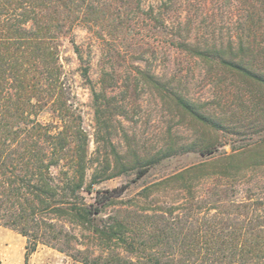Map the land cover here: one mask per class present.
<instances>
[{
  "label": "trees",
  "instance_id": "obj_1",
  "mask_svg": "<svg viewBox=\"0 0 264 264\" xmlns=\"http://www.w3.org/2000/svg\"><path fill=\"white\" fill-rule=\"evenodd\" d=\"M183 3L0 0V226L28 239L26 264L39 244H50L62 252L75 249L74 227L88 230L109 248L119 242L133 256L129 261L109 251L106 257L87 264H264V195L238 186L264 167V136L233 145L231 153L219 152L217 141L208 139L198 147L204 162L144 189L151 194L164 186H179L188 194L187 203L175 208L185 212L182 218L172 217V211L148 215L126 207L114 217L99 219L127 188L103 192L95 191L93 185L117 176L118 168L124 170L129 164L120 157H108L104 160L107 168L89 181V137L78 109L69 100L61 47L65 40L72 44L81 75L89 80L90 67L74 39L77 27L150 25L175 31L182 26L171 14L183 9ZM171 36L193 56L216 61L264 84V75H260L264 73L247 59L256 49L243 43L237 50L232 45L217 47L208 37L193 45L189 35ZM173 97L202 125L222 128L219 118L201 114L181 95ZM165 157L159 154L147 161L137 179ZM210 177L220 184L207 195L196 194V184ZM241 192L243 198H239Z\"/></svg>",
  "mask_w": 264,
  "mask_h": 264
},
{
  "label": "rangeland",
  "instance_id": "obj_2",
  "mask_svg": "<svg viewBox=\"0 0 264 264\" xmlns=\"http://www.w3.org/2000/svg\"><path fill=\"white\" fill-rule=\"evenodd\" d=\"M183 2V9L171 14L182 26L175 31L150 25L131 29L77 27L74 39L90 67L89 80L81 75L72 44L65 40L61 47L69 100L78 109L89 137V181L107 168L104 160L108 157H120L129 164L124 170L118 168L117 176L93 185L95 191L103 192L127 188L99 219L114 217L126 207L148 215L172 211V217L182 218L185 212L175 208L187 203L188 194L179 186H164L151 194L144 189L204 162L198 147L208 139L217 141L219 152L231 153L233 145L264 136V84L237 75L216 61L193 56L179 48L171 36L189 35L193 45L208 37L213 46L232 45L235 50L243 43L256 49L247 59L264 73V0ZM160 3L145 0L146 6ZM173 95L184 97L201 114L222 120V128L212 130L202 125L175 102ZM159 154L166 157L144 178L137 179L142 165ZM215 184L220 183L214 177L204 179L196 184L195 193L207 195ZM238 186L242 191L253 189L264 195V167ZM239 195L243 198L245 193ZM86 198L92 201L89 195ZM73 229L78 239L75 249L62 252L50 244H39L27 264H87L106 257L109 251L129 261L133 257L119 242L109 248L88 230ZM27 243L23 235L0 226V264H26Z\"/></svg>",
  "mask_w": 264,
  "mask_h": 264
}]
</instances>
